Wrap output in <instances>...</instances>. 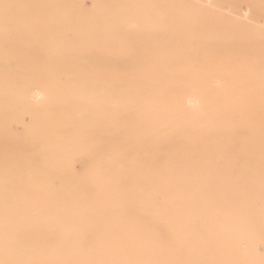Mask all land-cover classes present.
<instances>
[{
  "label": "bare ground",
  "instance_id": "obj_1",
  "mask_svg": "<svg viewBox=\"0 0 264 264\" xmlns=\"http://www.w3.org/2000/svg\"><path fill=\"white\" fill-rule=\"evenodd\" d=\"M2 19L0 264H258L227 232L242 231L243 202L213 195L217 106L229 147L245 101L222 55L217 104L211 38L172 32L147 58L164 68H63L131 54L118 38L11 35Z\"/></svg>",
  "mask_w": 264,
  "mask_h": 264
},
{
  "label": "rangeland",
  "instance_id": "obj_2",
  "mask_svg": "<svg viewBox=\"0 0 264 264\" xmlns=\"http://www.w3.org/2000/svg\"><path fill=\"white\" fill-rule=\"evenodd\" d=\"M5 9L7 15H0V18L13 19L11 35L27 36L26 29H35L46 37L55 35L73 41L74 38H118L128 46L121 50L131 54L122 53L125 59L119 60L120 63L82 61L59 65L63 68H164V63L154 66L147 58L150 52L162 55L167 52L166 42L172 32L183 34L186 29L189 34L195 32L196 38H211L215 45L212 51L216 59L213 68L217 104L221 97L222 55L229 56L232 83L240 81L238 87L234 85L230 98L245 101L242 116L233 119L237 130L230 132L232 143L229 147L226 133L221 136L222 147L219 143V123L225 126L229 119L220 118L217 106V146L212 151L215 157L213 195L221 203L224 199L243 202V211L237 214L236 220L242 231L227 232L237 236V251L247 254L254 249L256 254H262L264 117L249 115L251 109L248 106L260 101L264 103V0H0V10ZM84 51L97 53L99 50H64L69 54ZM111 51L108 49L105 53L111 55ZM246 121L250 123L247 126L243 125ZM15 125L16 130L21 128ZM257 125L261 127L260 131L256 130ZM247 141L253 144L243 145ZM73 157L76 158L73 162L77 163L79 158ZM52 187H57L56 180L52 181ZM156 203L158 207L161 205L158 195ZM3 247L4 243H1L0 249ZM261 254L259 259L254 258L258 264H264V252Z\"/></svg>",
  "mask_w": 264,
  "mask_h": 264
}]
</instances>
